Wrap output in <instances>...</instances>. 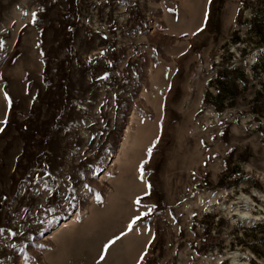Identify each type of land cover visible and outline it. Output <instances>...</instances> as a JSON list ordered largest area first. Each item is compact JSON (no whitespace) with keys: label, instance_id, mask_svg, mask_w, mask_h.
I'll list each match as a JSON object with an SVG mask.
<instances>
[{"label":"rangeland","instance_id":"rangeland-1","mask_svg":"<svg viewBox=\"0 0 264 264\" xmlns=\"http://www.w3.org/2000/svg\"><path fill=\"white\" fill-rule=\"evenodd\" d=\"M0 264H264V0H0Z\"/></svg>","mask_w":264,"mask_h":264},{"label":"snow or ice","instance_id":"snow-or-ice-1","mask_svg":"<svg viewBox=\"0 0 264 264\" xmlns=\"http://www.w3.org/2000/svg\"><path fill=\"white\" fill-rule=\"evenodd\" d=\"M151 150H149V152H150ZM133 223H135V221H133Z\"/></svg>","mask_w":264,"mask_h":264},{"label":"bare ground","instance_id":"bare-ground-1","mask_svg":"<svg viewBox=\"0 0 264 264\" xmlns=\"http://www.w3.org/2000/svg\"><path fill=\"white\" fill-rule=\"evenodd\" d=\"M64 223V222H63Z\"/></svg>","mask_w":264,"mask_h":264}]
</instances>
